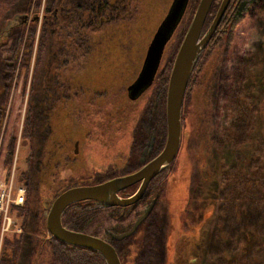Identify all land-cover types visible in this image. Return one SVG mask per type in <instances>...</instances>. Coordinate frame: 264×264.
I'll return each mask as SVG.
<instances>
[{
    "label": "flooded vegetation",
    "instance_id": "flooded-vegetation-1",
    "mask_svg": "<svg viewBox=\"0 0 264 264\" xmlns=\"http://www.w3.org/2000/svg\"><path fill=\"white\" fill-rule=\"evenodd\" d=\"M117 2L99 0V8L91 10L96 18L82 22V28L93 25L95 21L100 22L99 17L104 14L112 16ZM52 5L53 22L56 23L61 1L53 0ZM87 42L69 40L48 43L50 46L72 48L86 47ZM207 47L195 61L185 91L181 109V139L176 157L183 147L188 148L191 139L196 145V118L192 119L194 128L190 130L185 110L191 102L193 77ZM162 55L152 80L134 98L130 97L128 86L139 72L123 89L110 91V94L106 90L95 91L91 98L83 95L84 89L72 88L71 73L65 75L64 82L59 80L58 74H41L38 87L27 94L23 90L21 95L24 111H27L24 114L27 115L21 122L18 138L13 132L7 139L3 138L10 88L0 90V147L1 141H5L4 148H0L1 165L8 168L7 173L10 174L17 169L16 184L22 185L25 192L22 204L12 206L11 210H22L28 214L12 219L7 230L3 231L2 241L4 238L5 242L0 264H71L74 245L57 239L46 225V213L55 196L75 185L99 183L130 173L162 149L166 136L165 96L169 63L167 60L160 68ZM145 92L149 94L144 99ZM83 106L91 108V111H85ZM203 121L199 122L197 136H201V131L204 134L203 129L207 128L201 125ZM91 135L94 137L89 138ZM91 139L98 142V159L94 162L91 160L95 157L93 145L89 142ZM174 160L150 179L140 197L132 203L108 205L93 199L77 201L62 211V225L109 243L115 249L120 264H169L168 202L163 196ZM198 170L201 175L202 170ZM139 184L118 191V195L122 198L131 196ZM149 206V212L136 229L118 238L136 223ZM184 209L192 214L191 222L185 216L183 224L191 226L193 235L192 239H184V244L176 247L173 253L180 258L175 259L173 264H196V210L188 206ZM34 213L35 216H32ZM75 248L90 256L89 264H94L96 260L107 264L101 253L85 247Z\"/></svg>",
    "mask_w": 264,
    "mask_h": 264
},
{
    "label": "rangeland",
    "instance_id": "rangeland-1",
    "mask_svg": "<svg viewBox=\"0 0 264 264\" xmlns=\"http://www.w3.org/2000/svg\"><path fill=\"white\" fill-rule=\"evenodd\" d=\"M18 5L25 4L27 0H15ZM172 0H118L115 12L109 17L104 14L95 21L89 31L87 49L83 59H76L58 64L55 69L47 65V55L50 49L49 40L41 39V23L35 32V41L32 46L31 62L27 76L25 73H14L8 97V108L4 120L3 138L7 139L11 132L18 138L21 122L27 113L24 114V104L22 103L23 90L25 94L38 87L40 76L45 72L58 74L60 81H65V75L72 74L71 84L73 89H84L83 95L91 98L95 91H110L123 89L139 72L145 55L147 45L160 22L166 15ZM47 0H30L32 13L36 4L38 5V18L47 5ZM196 7V6H195ZM195 10V8H194ZM194 10L190 7V2L182 14L176 28L165 44L161 66L171 59L176 53L178 43L192 18ZM193 11V12H192ZM90 25V24H89ZM92 30V32L90 31ZM10 41L4 44L3 54L9 50ZM264 45V6L261 8H251L245 15L244 20L231 32L230 39L224 37L215 46L207 47L206 55L196 71L193 84H191V102L185 110L189 129L192 130V119L196 118V145L192 139L188 148L183 147L171 164L170 175L166 181L163 199L168 202V229L170 233L169 254L167 260L173 264L175 259L180 257L173 253L176 247L184 244L187 239H192L191 226H184L183 220L187 218L191 222L192 214L185 210L190 207L196 210V264L202 259L201 252L205 250L206 241L214 225L217 214L213 207H204L201 199L202 185L212 184V179L217 175V154L215 152L216 137L220 135L217 130V82L224 69L232 71V67L237 63H248L254 68L259 66L258 55ZM177 47V48H176ZM174 53V56H175ZM173 56V58H174ZM172 58V61H173ZM172 64V62H171ZM18 67V66H17ZM48 68V69H47ZM58 80V81H59ZM149 93H144V99ZM76 106V105H75ZM87 106H89L87 104ZM85 111L91 108L84 107ZM74 111L76 109L74 108ZM204 120L207 128L201 131V136H197L199 122ZM89 121L91 118L89 115ZM74 126H76L74 124ZM77 127V126H76ZM94 137L93 135L89 138ZM94 140V141H93ZM93 145L95 157H91L92 162L97 161L98 142L96 139L89 140ZM5 141H1V149L5 146ZM2 153V151H0ZM205 154H208L205 159ZM0 155V191L10 178L8 168L1 165ZM203 165L208 171V178L203 180L198 173ZM15 183L17 181V169L13 171ZM187 174V175H186ZM217 178V177H216ZM196 196V198H194ZM161 202V201H160ZM159 202V203H160ZM160 206V204H159ZM218 213V212H217ZM12 219L19 217L13 209L9 212ZM28 216L24 214L23 216ZM31 216V214H29ZM186 216V218H185ZM2 215L0 214V253L5 239L2 241ZM13 228V227H11ZM5 232V231H4ZM8 232V231H7ZM185 239V240H184Z\"/></svg>",
    "mask_w": 264,
    "mask_h": 264
},
{
    "label": "trees",
    "instance_id": "trees-1",
    "mask_svg": "<svg viewBox=\"0 0 264 264\" xmlns=\"http://www.w3.org/2000/svg\"><path fill=\"white\" fill-rule=\"evenodd\" d=\"M60 1L54 23L53 0H47L41 20L37 4L32 13L29 12L30 0L19 6L26 11L24 13L19 12L15 0H0V90L11 86L15 72L27 76L39 23L44 32L43 40L88 39L87 29L94 28L89 24L82 28V22L96 18L91 10L99 8V0ZM189 2L194 10L198 0ZM219 2L212 3L204 27L214 17ZM263 6L264 0H230L208 46L217 45L224 37L230 39L231 32L250 9ZM6 41L11 44L5 55ZM86 50L87 47L51 46L47 65L56 69L67 60L83 59L87 56ZM174 53L167 66L168 76ZM258 58V67L237 63L232 71L224 69L218 78L217 178L212 179V184L202 185L201 195L204 207H213L217 216L199 264H264V45ZM205 166L201 168L203 180L209 177ZM16 214L24 215L22 210H17ZM73 249L71 264L90 263V256L76 251L75 246ZM94 264L100 263L96 260Z\"/></svg>",
    "mask_w": 264,
    "mask_h": 264
},
{
    "label": "water",
    "instance_id": "water-1",
    "mask_svg": "<svg viewBox=\"0 0 264 264\" xmlns=\"http://www.w3.org/2000/svg\"><path fill=\"white\" fill-rule=\"evenodd\" d=\"M230 0H220L218 8L210 23L204 22L214 0H198L192 18L183 34L173 58L165 96L166 136L162 149L150 160L136 170L94 184L75 185L58 193L53 199L47 213L46 225L49 232L64 243L85 247L101 253L107 264H120L115 249L106 241L79 231L70 230L62 225L61 214L71 203L93 199L105 204H129L140 197L150 179L175 159L181 139V109L193 66L200 54L209 44L218 23ZM189 0H172L169 10L155 29L145 51L140 71L135 81L128 86L131 98L145 88L153 78L159 64L164 46L182 16ZM139 187L129 197L122 198L118 191L138 183ZM151 206L125 233L131 234L140 221L147 215Z\"/></svg>",
    "mask_w": 264,
    "mask_h": 264
},
{
    "label": "built area",
    "instance_id": "built-area-1",
    "mask_svg": "<svg viewBox=\"0 0 264 264\" xmlns=\"http://www.w3.org/2000/svg\"><path fill=\"white\" fill-rule=\"evenodd\" d=\"M25 192L22 185L15 183L14 175H10L8 182L0 191V214L2 215V232L7 230L12 218L9 214L12 206L22 204Z\"/></svg>",
    "mask_w": 264,
    "mask_h": 264
}]
</instances>
